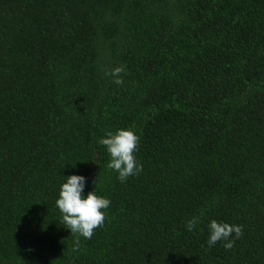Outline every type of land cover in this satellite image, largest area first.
Returning a JSON list of instances; mask_svg holds the SVG:
<instances>
[{
    "label": "trees",
    "instance_id": "1",
    "mask_svg": "<svg viewBox=\"0 0 264 264\" xmlns=\"http://www.w3.org/2000/svg\"><path fill=\"white\" fill-rule=\"evenodd\" d=\"M129 128L121 183L97 141ZM70 175L111 201L79 248ZM0 264H264V0H0Z\"/></svg>",
    "mask_w": 264,
    "mask_h": 264
},
{
    "label": "clouds",
    "instance_id": "2",
    "mask_svg": "<svg viewBox=\"0 0 264 264\" xmlns=\"http://www.w3.org/2000/svg\"><path fill=\"white\" fill-rule=\"evenodd\" d=\"M126 68L123 65L117 66L106 75L113 77L116 85L123 84L122 73ZM140 137L132 129H117L115 132L108 131L106 135L99 138L97 143L105 146L110 157L107 167L118 173V180L121 183L127 181L131 176L139 175L143 167L138 163L136 152L138 150ZM85 177L81 175H70L60 185L58 198L55 205L61 213L62 224L70 230L71 234L77 235L76 247L79 248V237L90 240L98 228L104 227L107 219L105 210L110 206L108 198L97 195L96 191H89L84 195ZM199 217H193L186 221L185 227L191 232L199 223ZM208 247L224 241L223 247L231 250L234 247L235 239L243 236V226L218 222L213 219L209 225ZM235 239H230V237Z\"/></svg>",
    "mask_w": 264,
    "mask_h": 264
}]
</instances>
